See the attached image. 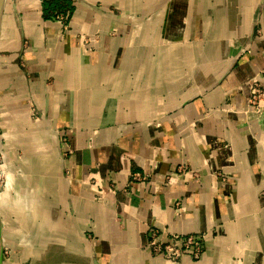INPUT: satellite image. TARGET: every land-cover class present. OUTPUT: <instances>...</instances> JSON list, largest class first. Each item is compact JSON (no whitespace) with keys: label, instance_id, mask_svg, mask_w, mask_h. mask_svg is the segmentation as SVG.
<instances>
[{"label":"crops","instance_id":"1","mask_svg":"<svg viewBox=\"0 0 264 264\" xmlns=\"http://www.w3.org/2000/svg\"><path fill=\"white\" fill-rule=\"evenodd\" d=\"M253 81L264 0H6L3 264H264ZM152 229L204 249L171 263Z\"/></svg>","mask_w":264,"mask_h":264},{"label":"built area","instance_id":"2","mask_svg":"<svg viewBox=\"0 0 264 264\" xmlns=\"http://www.w3.org/2000/svg\"><path fill=\"white\" fill-rule=\"evenodd\" d=\"M247 105L256 115H264V87L257 81H253L249 85ZM135 177L138 178L139 174H136ZM204 241V233H170L161 238L160 232L152 229L145 246L153 255L161 256L162 259L176 263L183 256L199 258L204 249Z\"/></svg>","mask_w":264,"mask_h":264},{"label":"rangeland","instance_id":"3","mask_svg":"<svg viewBox=\"0 0 264 264\" xmlns=\"http://www.w3.org/2000/svg\"><path fill=\"white\" fill-rule=\"evenodd\" d=\"M9 170L4 162L3 154L0 152V203L5 199L7 193V177L9 175ZM1 212H0V228H1ZM2 234V232H1ZM5 249H3L4 252ZM4 254V253H3Z\"/></svg>","mask_w":264,"mask_h":264},{"label":"water","instance_id":"4","mask_svg":"<svg viewBox=\"0 0 264 264\" xmlns=\"http://www.w3.org/2000/svg\"><path fill=\"white\" fill-rule=\"evenodd\" d=\"M6 0H0V24L2 19V13L4 9ZM0 264H3V241H2V235L0 232Z\"/></svg>","mask_w":264,"mask_h":264},{"label":"trees","instance_id":"5","mask_svg":"<svg viewBox=\"0 0 264 264\" xmlns=\"http://www.w3.org/2000/svg\"><path fill=\"white\" fill-rule=\"evenodd\" d=\"M54 6H55V7H58V6H57V3H56V4H54Z\"/></svg>","mask_w":264,"mask_h":264},{"label":"bare ground","instance_id":"6","mask_svg":"<svg viewBox=\"0 0 264 264\" xmlns=\"http://www.w3.org/2000/svg\"><path fill=\"white\" fill-rule=\"evenodd\" d=\"M159 257H161V256H159ZM165 260V259H164Z\"/></svg>","mask_w":264,"mask_h":264}]
</instances>
